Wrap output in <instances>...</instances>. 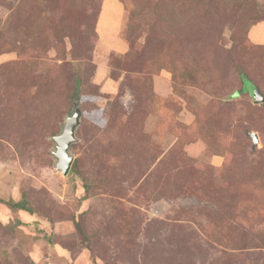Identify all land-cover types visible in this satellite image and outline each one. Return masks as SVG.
<instances>
[{
    "label": "rangeland",
    "instance_id": "obj_1",
    "mask_svg": "<svg viewBox=\"0 0 264 264\" xmlns=\"http://www.w3.org/2000/svg\"><path fill=\"white\" fill-rule=\"evenodd\" d=\"M259 23L264 0H0V198L32 209L0 203V264H264Z\"/></svg>",
    "mask_w": 264,
    "mask_h": 264
},
{
    "label": "water",
    "instance_id": "obj_2",
    "mask_svg": "<svg viewBox=\"0 0 264 264\" xmlns=\"http://www.w3.org/2000/svg\"><path fill=\"white\" fill-rule=\"evenodd\" d=\"M254 97L256 101H264V97L261 96L258 89L254 90ZM81 111L80 108L75 105L74 111L69 115L64 123L62 131L54 136L56 150L54 154L58 160L56 162V168L60 170L64 175L68 174L74 161V156L70 152L71 144L76 141L75 133L76 128L80 124ZM254 139V143L258 144V138L255 133H251Z\"/></svg>",
    "mask_w": 264,
    "mask_h": 264
},
{
    "label": "trees",
    "instance_id": "obj_3",
    "mask_svg": "<svg viewBox=\"0 0 264 264\" xmlns=\"http://www.w3.org/2000/svg\"><path fill=\"white\" fill-rule=\"evenodd\" d=\"M237 67H239V66H237ZM239 68H241V67H239ZM243 73H245V71H243ZM242 79H243V87H244V81H245V80H248V81L251 83V85H252V87H253L254 89H258V88H257V87H258L257 84H255V83L253 82V80L250 79L249 76H247V74H243ZM79 81H80V80H77V81H76V87H77L78 90L81 88V85H80L81 83H80ZM243 87H242V88H243ZM239 94H240V93H239L238 91H235V92L232 94V96H236V95H239ZM248 95H249V92H248ZM251 97L254 98V92H253V96H251ZM77 165H78V160L75 159L74 163L72 164V168H71V171H72V172H75V171H76ZM84 186L87 187L86 184H84ZM0 203H4V204H6V205H7L8 207H10L11 209L25 210V211H29L30 213H32V209H31L30 206L28 205V200L26 199V197H23L22 199H20V200H16V201L13 200V199H10V200H3L2 198H0ZM77 226L80 227L79 224H77Z\"/></svg>",
    "mask_w": 264,
    "mask_h": 264
},
{
    "label": "crops",
    "instance_id": "obj_4",
    "mask_svg": "<svg viewBox=\"0 0 264 264\" xmlns=\"http://www.w3.org/2000/svg\"><path fill=\"white\" fill-rule=\"evenodd\" d=\"M259 25H264V23H259L258 26L255 25L254 28L251 30L250 35L251 37L258 43H264V27L261 28ZM258 28L261 31H258Z\"/></svg>",
    "mask_w": 264,
    "mask_h": 264
}]
</instances>
